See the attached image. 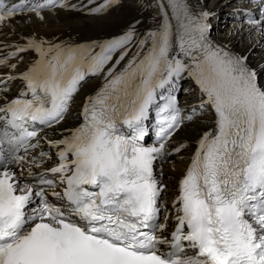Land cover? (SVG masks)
<instances>
[{
	"label": "snow or ice",
	"instance_id": "obj_1",
	"mask_svg": "<svg viewBox=\"0 0 264 264\" xmlns=\"http://www.w3.org/2000/svg\"><path fill=\"white\" fill-rule=\"evenodd\" d=\"M246 2L254 7L234 12L243 11L248 31L264 39V0ZM119 3L88 0L78 9L69 0H0V34H15L19 17L43 21L45 12L77 9L102 15ZM153 6L159 23L139 39L129 25L119 37L87 44L35 33L20 43L0 40V69H8L0 71V264H264L258 73L247 57L210 39L212 12L193 10L189 0ZM134 41L136 51L117 71ZM30 51L35 59L14 73ZM101 74L77 122L61 128L82 83ZM185 75L201 96L190 111L174 94ZM17 80L22 87L9 98ZM208 108L213 126L195 141L178 179L175 226L165 236L163 164L173 154L183 162L188 143L170 149L173 138Z\"/></svg>",
	"mask_w": 264,
	"mask_h": 264
},
{
	"label": "bare ground",
	"instance_id": "obj_2",
	"mask_svg": "<svg viewBox=\"0 0 264 264\" xmlns=\"http://www.w3.org/2000/svg\"><path fill=\"white\" fill-rule=\"evenodd\" d=\"M132 1L133 0H120V3L112 7L107 13L102 15H90L87 14L86 11L78 10L79 6L87 4L88 0H69L70 3L78 6L77 10H58L55 14L45 12V19L43 21L36 19L34 16L30 18L19 17L13 24L15 27V34L9 35V30L4 29L3 33L0 34V40L9 43H20L22 42L21 37H27L35 33L37 37H43L46 40L55 42H71L73 44H82L79 43L81 41H87L88 43L93 41L101 42L121 36L128 29L129 25H134L138 39L143 38L146 32L154 29L159 23V17L156 15L157 9L153 6L154 0H136V3H133ZM96 2L100 3L102 0H96ZM189 3L192 5L193 10L203 8L212 12L214 15L210 17L209 20L211 18H216V16L221 14L220 16L225 18L224 23L226 25H228V23H235L234 27L231 26V28L228 27L227 30L225 29V32H223L222 35L219 33L220 26H215L211 23L212 27L209 33L210 39L218 44L227 45L231 51L240 56L247 57L246 63L248 67L256 70L258 73V80H261V77L264 75V39H260L254 31V36H251L253 32L250 33L248 31V26L243 23V18L241 17L243 11L238 13L234 12V9H249L254 6L247 7L246 0H221L219 3H217V0H189ZM224 12L230 17L224 15ZM237 17H241V19L238 20ZM209 20L208 23L210 24ZM137 21H139V23H136ZM135 43L136 41L130 46L131 50L129 56L121 62L117 71L120 68H123L124 64L127 63V60L130 59L132 54L136 51ZM98 50L99 49L97 48L96 51ZM23 55H25V60L18 64L16 71L12 70L14 73L22 72L25 69V66L31 60L35 59L34 52L30 51ZM118 56L119 52L115 54L113 62ZM108 67H111V64H109ZM0 71H8V69H0ZM105 71H107V68H105ZM102 82L103 74L90 79L83 88H81V91H79V94L75 97L71 113L67 121L60 126L61 128L70 127L77 122L75 116L78 113L76 111L79 112L84 97L92 94L101 86ZM259 84L264 87V82ZM21 87V81L17 80L13 82L10 85V92L8 93L9 98L18 94ZM176 91L180 94L179 99L182 108L190 111L191 106L199 105L201 100L199 88L195 81L190 77L185 75L184 78L180 80ZM187 111L185 114H187ZM206 112L198 119L186 122L182 126V128L186 127L183 135L176 138L177 141L175 142L174 147L177 142L187 141L188 143L187 149L180 154L185 157L183 162H181L178 156L173 154L172 156L177 157V159L173 161L171 156L169 158L170 162L163 164L162 180L167 185V189L163 193L164 199L162 206L165 211L164 215L167 214L169 216V228L165 231V236L167 234L166 232L174 225V220L171 218L174 214L172 200L176 194L178 179L189 163L188 157H190L191 153L195 150V141L200 137L203 131H206L213 126L212 121L214 120V114L211 113L210 108H208ZM58 131L59 129H57V132ZM49 135H51V132H49ZM175 164L176 167L173 169V165ZM49 166H51L50 162L44 164L45 168ZM158 168L160 170V165H157V169ZM33 170L37 172L40 171V169L35 168ZM49 197L52 201H55V197H52L51 195H49Z\"/></svg>",
	"mask_w": 264,
	"mask_h": 264
},
{
	"label": "rangeland",
	"instance_id": "obj_3",
	"mask_svg": "<svg viewBox=\"0 0 264 264\" xmlns=\"http://www.w3.org/2000/svg\"><path fill=\"white\" fill-rule=\"evenodd\" d=\"M221 0H217V3H219ZM133 3H136V0H133L132 1ZM211 21H212V23L215 25V26H217V25H219L220 26V29H219V33H220V35H222L223 34V32H225V29L227 30L228 29V27L229 28H231V26L232 27H234V25H235V23L234 24H231V23H228V25H226L225 23H222V22H224L223 20V18L222 17H218V19H210ZM233 23V22H232ZM210 24H211V22H210ZM226 26V27H225ZM224 29V30H223ZM217 34V33H216ZM254 32L251 34V36H254ZM264 76V75H263ZM261 77V80H260V83L262 84L263 82H264V77ZM98 77V76H97ZM92 79V78H91ZM90 80V79H89ZM89 80H87L85 83H87ZM206 114H207V112H206ZM205 115V114H204ZM209 115V114H208ZM185 129H186V127H183L181 130H180V132L174 137V142H172V144L170 145V147L172 148V147H174V144H175V142L177 141V139L176 138H179V137H181L182 135H183V133H184V131H185ZM171 159H173V161L174 160H176L177 159V157H174V156H172L171 157ZM175 167H176V164H175ZM175 167H173V169L175 168ZM162 199H163V197H161ZM161 210L163 211V208L161 207Z\"/></svg>",
	"mask_w": 264,
	"mask_h": 264
}]
</instances>
